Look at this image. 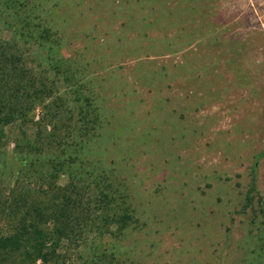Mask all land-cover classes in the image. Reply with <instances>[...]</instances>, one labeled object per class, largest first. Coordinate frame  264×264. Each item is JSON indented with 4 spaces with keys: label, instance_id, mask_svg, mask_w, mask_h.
Wrapping results in <instances>:
<instances>
[{
    "label": "rangeland",
    "instance_id": "374dc122",
    "mask_svg": "<svg viewBox=\"0 0 264 264\" xmlns=\"http://www.w3.org/2000/svg\"><path fill=\"white\" fill-rule=\"evenodd\" d=\"M31 1L12 20L0 0V37L34 6L36 31L49 29L100 109L89 138L134 218L88 242L111 264H264V0ZM44 50L35 39L23 49L35 70L55 66ZM34 130L5 129L9 160Z\"/></svg>",
    "mask_w": 264,
    "mask_h": 264
},
{
    "label": "trees",
    "instance_id": "16d2710c",
    "mask_svg": "<svg viewBox=\"0 0 264 264\" xmlns=\"http://www.w3.org/2000/svg\"><path fill=\"white\" fill-rule=\"evenodd\" d=\"M31 3L4 0L2 5L13 20ZM33 15L34 6L19 18L21 31L11 24L13 38L0 37V201L7 196L0 209V264H68L67 254L60 253L64 242L81 248L82 264H111L108 250L100 254L89 235L103 234L112 225L122 233L134 218L125 191L101 171L95 136L89 138L101 124L100 109L85 95L79 74L59 58L49 29L36 31ZM34 39L54 62L52 70L29 65L23 49ZM60 83L69 89L62 92ZM38 109L41 117L35 121ZM17 122L33 124L35 130L33 137L23 132L15 141L11 161L3 138ZM89 165L90 170L84 168ZM64 177L69 181L62 186ZM252 198L247 197L246 207L253 205ZM260 207L264 214V204ZM87 247L95 252L91 261L84 257Z\"/></svg>",
    "mask_w": 264,
    "mask_h": 264
}]
</instances>
